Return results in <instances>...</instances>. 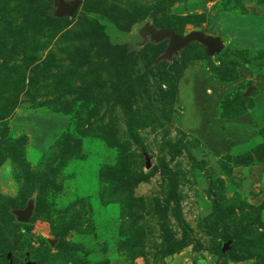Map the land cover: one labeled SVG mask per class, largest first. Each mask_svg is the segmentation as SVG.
Returning a JSON list of instances; mask_svg holds the SVG:
<instances>
[{"label": "rangeland", "instance_id": "1", "mask_svg": "<svg viewBox=\"0 0 264 264\" xmlns=\"http://www.w3.org/2000/svg\"><path fill=\"white\" fill-rule=\"evenodd\" d=\"M217 14L264 32V0H0V165L14 181L0 172V264H264V121L228 138L219 103L216 123L210 107L187 118L195 132L173 122L190 62L237 76L220 82L240 68L197 42L163 58L169 39H144L198 30L262 55L229 42ZM230 93L224 114L264 115L250 80Z\"/></svg>", "mask_w": 264, "mask_h": 264}, {"label": "crops", "instance_id": "2", "mask_svg": "<svg viewBox=\"0 0 264 264\" xmlns=\"http://www.w3.org/2000/svg\"><path fill=\"white\" fill-rule=\"evenodd\" d=\"M227 16L225 14H217L214 19L216 26L224 25L223 31H230L228 35H231L229 39L234 46L239 48H261L264 46V32L259 34L257 24L253 23L255 29L254 33H250L249 30H238L235 29V33H232L234 29H227L229 23L227 22ZM233 18V15H230ZM232 20V19H231ZM259 21L261 19L258 18ZM233 24V23H232ZM247 28V27H246ZM248 32V33H247ZM200 60L195 62H190L186 68L185 73L181 76L177 83L175 103L177 108L180 110V115L173 119V122L182 130L186 132H195L197 129L186 126L187 118H191L192 114L196 118L197 109L202 115L206 113L207 107H210L208 110L209 123H216L217 115V106L222 100L225 94H228L235 90H243L244 82L250 80L256 91V103H264V59L256 60L253 64L257 67H260V70L257 72H252L248 70L241 69L239 70V75L242 79H238L235 82H220L213 74L209 73L206 68L201 67L199 64ZM190 68V69H189ZM191 77V81L187 78ZM205 89V96L204 94ZM214 89V91L212 90ZM188 103H192V106L195 108V111L191 113L189 111ZM207 103V105H206ZM202 109V110H200ZM253 121L259 122L264 121V115H261V112L258 109H251L249 115L238 116L237 118L231 120H221L218 121L217 125L220 129L223 126V133L228 138L233 139H244L249 136H253L254 132L250 130V127L253 126ZM252 124V125H251ZM206 129L207 126H204ZM197 133V132H196ZM200 136L204 137V132L198 131L197 133ZM206 143L211 147L214 145L209 139H205ZM213 143V144H212ZM223 146H225L223 144ZM227 147V146H225ZM217 148H222V145H217Z\"/></svg>", "mask_w": 264, "mask_h": 264}, {"label": "water", "instance_id": "3", "mask_svg": "<svg viewBox=\"0 0 264 264\" xmlns=\"http://www.w3.org/2000/svg\"><path fill=\"white\" fill-rule=\"evenodd\" d=\"M75 5L69 7V13H72L75 9ZM144 39L149 35L150 39L155 42L162 41L163 39H169L168 47L165 53L162 55L163 58H168L173 54H176L180 50L187 47L191 42H197L205 48L207 56H215L223 51L224 44L219 37L206 35L201 31H191L184 36L177 35L170 29L155 30L152 27H145L143 30ZM31 213V207H28L25 211H16L18 221L25 223L28 221ZM225 247L222 251H225Z\"/></svg>", "mask_w": 264, "mask_h": 264}, {"label": "trees", "instance_id": "4", "mask_svg": "<svg viewBox=\"0 0 264 264\" xmlns=\"http://www.w3.org/2000/svg\"><path fill=\"white\" fill-rule=\"evenodd\" d=\"M172 29L176 34H178L177 31H175L173 28L168 27ZM248 50H244V52H246ZM244 52H238V53H234V52H230L227 49L223 50L220 54H222L223 58L225 61L231 63V64H235L238 68L244 69V70H248V71H252V72H257L260 70V67L255 66L252 63L253 59H258V58H264V49H260L257 50V52L261 53L262 55L260 56H253L251 58L247 57ZM216 77L220 80V81H233L237 78L236 75H234V77L231 80H226L223 79L219 74L215 73ZM235 93L231 94H227L224 96V99L220 102L219 106H218V117L219 119H232L235 118L237 116H239L240 114H244L246 112H242L240 114H224L223 110H227V107L230 106L228 105V103L226 102V100L234 95ZM175 95H176V89L174 91V95H173V100L175 102ZM248 98L247 103H248V108L251 109L254 106V103H256L253 98L251 97V95H244ZM226 103V104H225ZM178 218V223L181 227L182 233H183V242L184 244H192L194 243L193 239H192V234L190 231V228L186 225V223L182 220V218L180 216L177 217Z\"/></svg>", "mask_w": 264, "mask_h": 264}, {"label": "clouds", "instance_id": "5", "mask_svg": "<svg viewBox=\"0 0 264 264\" xmlns=\"http://www.w3.org/2000/svg\"><path fill=\"white\" fill-rule=\"evenodd\" d=\"M11 169H12L11 161H6L3 165H0V172L3 173V178L8 180L10 183L14 185Z\"/></svg>", "mask_w": 264, "mask_h": 264}]
</instances>
